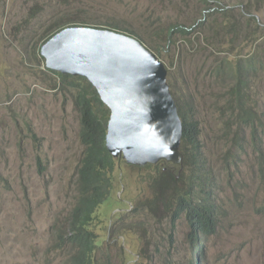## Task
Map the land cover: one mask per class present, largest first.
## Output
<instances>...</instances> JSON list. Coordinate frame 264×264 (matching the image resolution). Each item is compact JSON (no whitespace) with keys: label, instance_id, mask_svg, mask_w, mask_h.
Here are the masks:
<instances>
[{"label":"rangeland","instance_id":"374dc122","mask_svg":"<svg viewBox=\"0 0 264 264\" xmlns=\"http://www.w3.org/2000/svg\"><path fill=\"white\" fill-rule=\"evenodd\" d=\"M81 20L118 23L159 52L177 101L194 108L218 205L215 232L191 242L182 219L171 228L166 212L141 206L154 168L118 163L112 198L97 212L100 254L112 264H264V0H0V264L67 256L51 249V227H63L74 204L80 124L40 49L56 21ZM172 27L191 34L168 45ZM239 61L256 67L254 116L244 118L254 140L226 98Z\"/></svg>","mask_w":264,"mask_h":264},{"label":"trees","instance_id":"16d2710c","mask_svg":"<svg viewBox=\"0 0 264 264\" xmlns=\"http://www.w3.org/2000/svg\"><path fill=\"white\" fill-rule=\"evenodd\" d=\"M106 29L116 32H126L115 24H104ZM99 28L97 26H93ZM127 33V32H126ZM180 34L186 37L191 34L190 29L172 27L168 30L166 42ZM135 35V34H134ZM134 35H130L135 38ZM154 54L157 53L147 48ZM160 60L158 54H155ZM255 63L239 61L235 64L232 73L236 80L235 85L227 92V102L234 106L235 117L250 129L252 140L256 137L255 129L244 121V118H253L250 110L252 98L248 93L249 81L254 77ZM63 92L69 96L79 117L80 145L82 151L76 166L77 188L74 204L69 214L63 219V227H51L54 240L59 242L51 245L52 250L66 252L62 264H97L96 255L100 253L99 234L101 222L97 212L101 204L110 196L114 185V171L117 160L107 151L105 145L106 124L109 119V110L101 102L98 93L92 85L82 77L62 75L51 71ZM178 115L182 122V139L180 151L183 156V169L171 165L164 170L154 166L155 179L150 183L149 210L153 212L171 211L172 222L185 217L189 225L195 230L196 236H208L215 232L217 227L218 205L212 198L213 182L206 184V165L199 157L200 145L199 123L195 117L194 108L187 104L182 106L176 101ZM259 159L263 153L257 152ZM206 160V159H205ZM142 167H138L140 169ZM173 194V195H172ZM121 230V227L118 228ZM62 233V234H58ZM190 236V241H193ZM62 244L65 246L62 248ZM199 259L203 255L200 252Z\"/></svg>","mask_w":264,"mask_h":264},{"label":"water","instance_id":"95a60500","mask_svg":"<svg viewBox=\"0 0 264 264\" xmlns=\"http://www.w3.org/2000/svg\"><path fill=\"white\" fill-rule=\"evenodd\" d=\"M41 54L47 68L84 77L102 100L117 101L107 134L113 156L122 153L140 163L157 158L181 162L182 127L166 69L141 43L110 30L70 27L46 43Z\"/></svg>","mask_w":264,"mask_h":264},{"label":"clouds","instance_id":"9594fccd","mask_svg":"<svg viewBox=\"0 0 264 264\" xmlns=\"http://www.w3.org/2000/svg\"><path fill=\"white\" fill-rule=\"evenodd\" d=\"M75 25H61V26H59L58 27V23H57V21L55 22V27H54V29L48 34V36L45 38V40L43 41V45H42V47L46 44V43H48L56 34H58L59 32H61L62 30H64V29H67V28H70V27H86V28H92V29H98V30H110V29H106V28H104L105 27V23H99L100 25H104V26H97V27H99V28H95V27H93L94 25H90V24H88V23H84L82 20L79 22V23H74ZM93 24H96V23H93ZM118 24V23H117ZM119 25V24H118ZM121 26V25H120ZM122 27V26H121ZM110 31H113V30H110ZM114 32H116V31H114ZM116 33H120V32H116ZM120 34H123V35H126V36H128V37H131L128 33H126V32H123V33H120ZM167 34H168V32H167ZM131 38H133V37H131ZM133 39H135V40H137L139 43H141L146 49L147 48H150V47H147L142 41H140V40H138V39H136V38H133ZM42 47H41V49H42ZM41 49H40V56H41V58L44 60V66H45V68L46 69H48V70H50V71H54V70H51V69H49V68H47L46 67V65H45V58L42 56V54H41ZM152 49V48H151ZM148 50V49H147ZM154 50V49H153ZM150 51V50H149ZM151 52V51H150ZM157 53H159L158 51H156ZM152 54H154L153 52H151ZM157 53H155V54H157ZM154 54V55H155ZM156 56V55H155ZM157 57V56H156ZM160 57V56H159ZM158 58V57H157ZM161 58V57H160ZM159 59V58H158ZM159 61H161L162 62V59L160 60L159 59ZM163 63V62H162ZM164 64V63H163ZM164 67H165V69H166V85H167V87H168V91H169V93H170V95H171V97L174 99V101H175V103H176V101H177V99H176V97H175V95H174V93L172 92V90H171V84H170V82H169V80H170V76H169V73H168V70H167V68H166V66L164 65ZM54 72H56V71H54ZM57 73H59V72H57ZM61 74V73H60ZM62 75H65V74H62ZM70 76H72V75H70ZM80 77V76H79ZM82 78H84V77H82ZM85 79V78H84ZM86 80V79H85ZM93 87V86H92ZM94 88V87H93ZM95 89V88H94ZM96 90V89H95ZM97 92V91H96ZM100 98V97H99ZM100 100H101V102L104 104V106L109 110V119H108V121H107V124H106V135H105V145H106V149H107V151H108V153L114 158V159H116L117 160V162L118 163H125L126 165H128L129 166V168H131V169H134V168H137L138 169V167H142V168H140V169H142V170H147V169H149V168H154V166H158L157 167V169H160L161 167L164 169V170H166V168H170V164L171 165H175V166H179L180 167V170H182L183 169V167H182V164H183V156H182V153H181V151H180V148H181V142H180V147H179V151H180V154H181V156H182V158H181V162L179 163V164H175V163H173V162H171V161H168V160H166L165 158H157L156 160H152V161H145V162H143V163H140V162H131V161H129L127 158H126V156L125 155H123L122 153L119 155V156H117V157H115V156H113L112 154H111V152L109 151V149H108V146H107V134H108V124H109V121H110V119H111V115H112V111H113V109H112V107L105 101H103L101 98H100ZM176 107H177V105H176ZM112 109V110H111ZM177 112H178V110H177ZM179 116V115H178ZM179 119H180V117H179ZM181 121V120H180ZM181 127H182V122H181ZM181 139H182V134H181ZM199 147H200V152H199V157H201V159H202V161H203V164H205L206 165V167H205V172H206V184L207 185H210V184H212L213 183V181H212V175H211V173L209 172V170H208V164H207V161L205 160V158L202 156V146H201V143H200V136H199ZM82 151V150H81ZM80 157V156H79ZM128 162H130V163H128ZM118 163H117V165H118ZM170 163V164H169ZM116 169H117V167H115V171H114V180H115V172H116ZM155 168H154V171H153V175H154V177H153V179H152V181L155 179ZM152 181L150 182L151 184H152ZM76 185H77V183H76ZM114 185H113V189H112V192H111V194H110V196L108 197V199L106 200V201H108V200H110L111 198H112V194H113V191H114ZM214 190V189H213ZM213 190H212V192H213ZM173 195V194H172ZM213 197H215V195L214 196H212V198ZM106 201H104L102 204H101V206L103 205V204H105L106 203ZM151 204V201H150V192H149V195H148V197H146L145 198V200L143 201V203H141V206H143V209L144 208H146L147 209V207L149 206ZM101 206L99 207V209L101 208ZM72 208V207H71ZM71 208H70V210H71ZM172 210L174 209V204H173V206H172V208H171ZM172 210L171 211H165L168 215H169V218H170V227L172 228V227H175L176 226V224H177V222L179 221V220H183L184 222H186L187 223V226H188V229L190 230V233H189V236H192L193 237V239L194 240H196L195 239V236H196V232H195V230L189 225V223H188V221H187V219L185 218V217H180V218H178L174 223L172 222ZM70 212V211H69ZM69 214V213H68ZM67 214V215H68ZM119 232H120V234H119V237H120V235L122 234V233H124V235H125V229L123 230V227H121V230H118ZM209 236V235H208ZM192 242V241H191ZM200 249L199 250V252L197 253V256H198V260H199V254H200V252H203V250H202V246H198L197 247V249ZM96 258H97V264H112L111 263V259H110V255L109 254H105V253H102V254H98V255H96Z\"/></svg>","mask_w":264,"mask_h":264},{"label":"bare ground","instance_id":"6f19581e","mask_svg":"<svg viewBox=\"0 0 264 264\" xmlns=\"http://www.w3.org/2000/svg\"><path fill=\"white\" fill-rule=\"evenodd\" d=\"M111 107H112V109L114 110V112H118V110H119V105H118V103H117V101H115V100H113V99H111V98H109V96L106 98V99H104ZM116 139V135L115 134H113L111 137H110V140L111 141H114Z\"/></svg>","mask_w":264,"mask_h":264}]
</instances>
